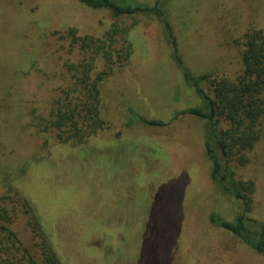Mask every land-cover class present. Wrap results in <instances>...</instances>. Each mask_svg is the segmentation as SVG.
I'll return each mask as SVG.
<instances>
[{
    "label": "rangeland",
    "instance_id": "1",
    "mask_svg": "<svg viewBox=\"0 0 264 264\" xmlns=\"http://www.w3.org/2000/svg\"><path fill=\"white\" fill-rule=\"evenodd\" d=\"M161 1L193 75L241 74L243 35L264 29V0ZM113 23L133 25V51L100 84L106 128L79 147L35 131L33 117L47 116L67 85L65 64L78 60L65 31L100 37ZM200 105L157 20L114 18L76 0H0V203L10 228L39 262L18 191L63 264H264V255L209 221L212 214L232 221L241 206L209 177L202 120L177 114ZM261 129L248 162L232 169L254 183L252 218L264 224V119Z\"/></svg>",
    "mask_w": 264,
    "mask_h": 264
},
{
    "label": "trees",
    "instance_id": "2",
    "mask_svg": "<svg viewBox=\"0 0 264 264\" xmlns=\"http://www.w3.org/2000/svg\"><path fill=\"white\" fill-rule=\"evenodd\" d=\"M91 10H108L114 18L137 16L157 20L171 45V58L184 82L193 89L201 105L179 111L203 122V146L210 163L209 177L225 196L238 200L240 211L230 221L214 214L210 222L235 235L247 247L264 255V224L252 218L254 183L237 180L232 164L248 162L246 153L260 139L264 119V29L249 28L243 35L242 72L235 78L215 77L212 73L195 76L178 54L177 41L161 0L152 5L133 0H76ZM133 25L113 23L100 37L77 36L75 28L65 31L78 60L69 66L67 85L53 100L47 116L33 117L31 126L39 133L48 132L59 144L79 147L106 128L102 117L100 84L116 69L125 66L132 54L129 31ZM97 61L102 68L96 70ZM97 71L96 73H94ZM208 84V89L202 87ZM147 126H163L157 120L137 118ZM23 194V193H22ZM14 195L27 216L37 240L38 262L10 228L11 215L0 203V264H63L40 216L27 196Z\"/></svg>",
    "mask_w": 264,
    "mask_h": 264
}]
</instances>
